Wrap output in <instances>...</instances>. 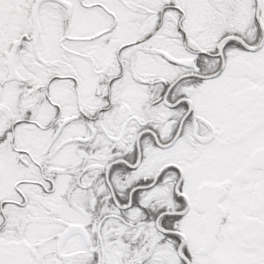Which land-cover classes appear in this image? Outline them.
<instances>
[{
  "label": "snow or ice",
  "instance_id": "snow-or-ice-1",
  "mask_svg": "<svg viewBox=\"0 0 264 264\" xmlns=\"http://www.w3.org/2000/svg\"><path fill=\"white\" fill-rule=\"evenodd\" d=\"M0 264H264V0H0Z\"/></svg>",
  "mask_w": 264,
  "mask_h": 264
}]
</instances>
